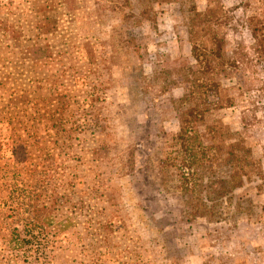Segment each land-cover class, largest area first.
<instances>
[{
	"label": "rangeland",
	"instance_id": "1",
	"mask_svg": "<svg viewBox=\"0 0 264 264\" xmlns=\"http://www.w3.org/2000/svg\"><path fill=\"white\" fill-rule=\"evenodd\" d=\"M195 2L225 7L229 55L252 43L246 16L262 0ZM191 4L0 0V264H264L262 64H246L236 106L190 120L212 168L199 211L162 168L184 116L176 70L198 67ZM236 141L260 177H231ZM20 196L48 206V242L12 215Z\"/></svg>",
	"mask_w": 264,
	"mask_h": 264
},
{
	"label": "trees",
	"instance_id": "2",
	"mask_svg": "<svg viewBox=\"0 0 264 264\" xmlns=\"http://www.w3.org/2000/svg\"><path fill=\"white\" fill-rule=\"evenodd\" d=\"M153 1L158 3L168 0ZM246 3L248 4V2ZM262 4L264 6V0H262ZM250 5L246 6L250 7ZM230 20L224 6L209 5L201 11L195 0H192L188 27L191 52L198 67L188 65L176 70L181 76L180 82L185 85V92L175 103L183 111L184 116L181 117L180 130L176 136L179 148L173 150L172 155L163 160L162 168L172 170L179 176L181 190L192 194L196 200L197 205L193 204V209L196 211L201 209L199 204L201 186L203 185L201 170H211L212 168L207 154L209 147L204 143L202 136L198 132H194L190 120L197 118L204 121L207 113L213 110L236 106L238 98L243 95L247 86V82L241 76V74H245L246 64L256 62L264 67V14H247L246 27L252 37V43L249 46L239 43L233 55L226 52V39L220 33V30L228 25ZM230 78H236L239 81L231 84ZM251 83L253 82L251 81ZM253 89L250 88V91ZM256 89L264 99V76L260 87ZM229 146L228 154L234 164L233 172L235 173V175L231 174V177L242 182L241 175L247 178H250L252 173L258 177L262 175L260 174L262 170L254 159L249 146L240 141L233 142ZM23 183L26 185L24 181ZM237 185L241 186L236 184L235 187ZM21 197H18L19 205L12 210V215L20 216L19 218L25 221L22 229L24 233H38L48 242L51 233L50 226L54 223L53 216L48 212V206L28 203ZM16 231L21 230L16 228ZM27 239L22 238L23 241H27Z\"/></svg>",
	"mask_w": 264,
	"mask_h": 264
}]
</instances>
